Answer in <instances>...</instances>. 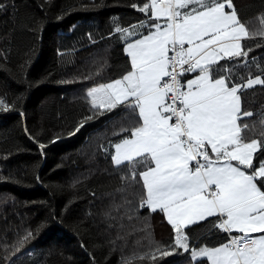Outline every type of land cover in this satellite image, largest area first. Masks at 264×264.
I'll list each match as a JSON object with an SVG mask.
<instances>
[{"label": "trees", "instance_id": "1", "mask_svg": "<svg viewBox=\"0 0 264 264\" xmlns=\"http://www.w3.org/2000/svg\"><path fill=\"white\" fill-rule=\"evenodd\" d=\"M144 2L0 0L5 5L0 11V100L10 105L8 111L0 109V264H122L126 257L173 244L163 214L139 206L142 182H122V175H130L127 165L117 168L108 154L114 152L109 142L123 138L120 129L130 128L132 120L124 118L122 107L99 115L87 98L89 88L130 70L114 29L150 24L132 7ZM233 3L251 33L264 30V0ZM136 31L145 35L148 28ZM242 44L250 49L247 58L219 61L216 75L231 69L227 74L236 83L256 75L264 79V37ZM240 95L242 110L254 113L240 121L249 125L245 135L259 138L264 85ZM89 116L93 119L68 135ZM261 153H254L257 167L264 160ZM28 232L32 238L16 251V242ZM186 232L194 247L218 246L228 237L207 221ZM158 264L198 262L178 250Z\"/></svg>", "mask_w": 264, "mask_h": 264}, {"label": "snow or ice", "instance_id": "2", "mask_svg": "<svg viewBox=\"0 0 264 264\" xmlns=\"http://www.w3.org/2000/svg\"><path fill=\"white\" fill-rule=\"evenodd\" d=\"M132 7L151 23L114 29L130 70L89 88L87 98L99 115L122 107L124 118L132 120L130 128L121 127L123 138L109 142L114 152L108 154L117 168L127 165L130 175H122V182H142L139 206L162 213L174 235L172 245L126 257L122 264H158L178 250L198 264H264V160L254 164V153L264 154V131L248 139L249 125L240 122L254 115L242 110L240 92L264 85V79L236 83L227 74L231 69L218 78L215 73L221 60L247 58L250 49L243 50L242 41L264 37V30L251 33L233 0H145ZM145 26L146 35L136 31ZM9 108L0 100V109ZM259 123L264 128V113ZM202 221L227 233L226 242L191 246L186 229ZM31 238V232L21 237L16 251Z\"/></svg>", "mask_w": 264, "mask_h": 264}, {"label": "crops", "instance_id": "3", "mask_svg": "<svg viewBox=\"0 0 264 264\" xmlns=\"http://www.w3.org/2000/svg\"><path fill=\"white\" fill-rule=\"evenodd\" d=\"M146 35V34H145ZM219 75H223V74H219ZM219 75H216L217 76V78H218V76ZM187 78L188 79H191V78H193V76H192V74L191 73H189L188 75H187ZM118 79V78H117ZM111 81V80H110ZM110 81H108V82H110ZM108 82H106V83H108Z\"/></svg>", "mask_w": 264, "mask_h": 264}, {"label": "built area", "instance_id": "4", "mask_svg": "<svg viewBox=\"0 0 264 264\" xmlns=\"http://www.w3.org/2000/svg\"><path fill=\"white\" fill-rule=\"evenodd\" d=\"M183 82V81H182Z\"/></svg>", "mask_w": 264, "mask_h": 264}]
</instances>
